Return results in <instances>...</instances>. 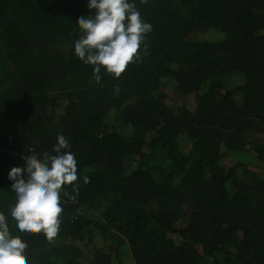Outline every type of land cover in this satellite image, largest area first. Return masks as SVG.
<instances>
[{
  "label": "trees",
  "instance_id": "1",
  "mask_svg": "<svg viewBox=\"0 0 264 264\" xmlns=\"http://www.w3.org/2000/svg\"><path fill=\"white\" fill-rule=\"evenodd\" d=\"M132 2L152 31L96 82L88 0H0V212L17 235L8 173L63 135L78 181L28 264H264V0Z\"/></svg>",
  "mask_w": 264,
  "mask_h": 264
},
{
  "label": "clouds",
  "instance_id": "2",
  "mask_svg": "<svg viewBox=\"0 0 264 264\" xmlns=\"http://www.w3.org/2000/svg\"><path fill=\"white\" fill-rule=\"evenodd\" d=\"M87 6L90 14L76 22L81 34L74 41V54L93 67L96 82L101 81L102 71L119 78L139 58L138 49L152 25L143 20L132 0H88ZM52 152L24 157L25 167H14L8 173L15 195L10 217L18 234L10 231L9 215L0 212V264H28L24 236L42 233L51 241L58 235L63 212L61 192L64 186L78 181V168L63 135L57 136ZM79 179L89 183L87 176ZM73 191L78 195V186Z\"/></svg>",
  "mask_w": 264,
  "mask_h": 264
}]
</instances>
